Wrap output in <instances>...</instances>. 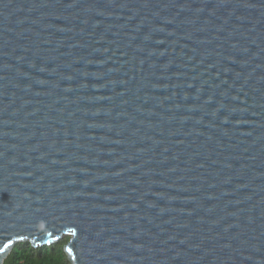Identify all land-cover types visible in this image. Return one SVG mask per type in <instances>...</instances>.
I'll return each mask as SVG.
<instances>
[{
    "label": "water",
    "instance_id": "1",
    "mask_svg": "<svg viewBox=\"0 0 264 264\" xmlns=\"http://www.w3.org/2000/svg\"><path fill=\"white\" fill-rule=\"evenodd\" d=\"M64 237L264 264V0H0V264Z\"/></svg>",
    "mask_w": 264,
    "mask_h": 264
},
{
    "label": "trees",
    "instance_id": "2",
    "mask_svg": "<svg viewBox=\"0 0 264 264\" xmlns=\"http://www.w3.org/2000/svg\"><path fill=\"white\" fill-rule=\"evenodd\" d=\"M69 237L52 245L34 247L30 242H20L14 246L4 264H71L65 252Z\"/></svg>",
    "mask_w": 264,
    "mask_h": 264
},
{
    "label": "snow or ice",
    "instance_id": "3",
    "mask_svg": "<svg viewBox=\"0 0 264 264\" xmlns=\"http://www.w3.org/2000/svg\"><path fill=\"white\" fill-rule=\"evenodd\" d=\"M70 231L72 232L73 235H76V229L72 228L70 229ZM21 239H23V237H21ZM11 245V241H9V243L7 244H3L2 247H0V251H4L5 249L9 248Z\"/></svg>",
    "mask_w": 264,
    "mask_h": 264
}]
</instances>
